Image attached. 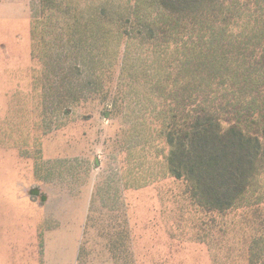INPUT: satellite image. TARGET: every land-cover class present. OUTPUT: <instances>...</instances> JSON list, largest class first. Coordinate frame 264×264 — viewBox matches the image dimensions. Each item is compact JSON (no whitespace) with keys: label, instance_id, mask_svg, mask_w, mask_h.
<instances>
[{"label":"rangeland","instance_id":"rangeland-1","mask_svg":"<svg viewBox=\"0 0 264 264\" xmlns=\"http://www.w3.org/2000/svg\"><path fill=\"white\" fill-rule=\"evenodd\" d=\"M56 1L103 3L109 12L128 3ZM154 1L144 0L149 17ZM58 9L0 0V264H245L264 204L208 212L185 181L156 178L162 162L153 154L164 145L151 122L153 80L124 75L120 41L107 56L118 60L92 93L87 74L75 71L86 53L71 45ZM128 50L130 70L145 68L137 41ZM114 96L113 115L104 117Z\"/></svg>","mask_w":264,"mask_h":264},{"label":"trees","instance_id":"trees-1","mask_svg":"<svg viewBox=\"0 0 264 264\" xmlns=\"http://www.w3.org/2000/svg\"><path fill=\"white\" fill-rule=\"evenodd\" d=\"M47 2L61 7L71 45L86 53L75 71L87 74L92 93L118 60L107 56L120 41L123 57L136 41L145 51L138 60L145 68L130 70L125 57L121 68L130 81L153 80L146 85L156 103L151 122L159 123L164 145L153 154L162 162L156 178L185 181L190 199L208 212L264 204V0H156L152 17L144 0H127L122 12L103 3ZM74 89L68 85L72 97ZM107 100L102 115L109 118L117 100ZM255 225L245 264H264V218Z\"/></svg>","mask_w":264,"mask_h":264}]
</instances>
